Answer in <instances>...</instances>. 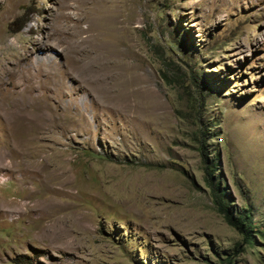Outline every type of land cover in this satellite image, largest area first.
<instances>
[{"label":"rangeland","instance_id":"374dc122","mask_svg":"<svg viewBox=\"0 0 264 264\" xmlns=\"http://www.w3.org/2000/svg\"><path fill=\"white\" fill-rule=\"evenodd\" d=\"M229 258L264 264V0H0V264Z\"/></svg>","mask_w":264,"mask_h":264},{"label":"trees","instance_id":"16d2710c","mask_svg":"<svg viewBox=\"0 0 264 264\" xmlns=\"http://www.w3.org/2000/svg\"><path fill=\"white\" fill-rule=\"evenodd\" d=\"M217 189V190H216ZM213 196L215 197V204L217 205V209L220 213L225 215L227 223L234 227L240 233L247 232V219L249 218L246 214H241L238 217H234L230 207H228L225 202L222 200L223 194L218 187H215L213 190ZM227 264H231L230 258L227 261Z\"/></svg>","mask_w":264,"mask_h":264},{"label":"bare ground","instance_id":"6f19581e","mask_svg":"<svg viewBox=\"0 0 264 264\" xmlns=\"http://www.w3.org/2000/svg\"><path fill=\"white\" fill-rule=\"evenodd\" d=\"M97 54V53H96ZM103 56V55H102ZM92 62L90 64H87V68L88 70H98L96 73H98V75H100V80L103 82L102 83V89L104 90L105 92V95H109L110 92H111V88L110 86L107 84V78H108V74H110V72L108 73V69H107V66L105 64V61H103L102 59H100L98 56H92L90 57ZM81 61V59L79 60ZM112 74V73H111ZM115 93V92H114ZM113 95V94H112ZM110 96V95H109ZM111 98V97H110ZM125 102V101H124ZM121 103V102H120ZM36 104H34L35 106ZM20 117H23V116H20ZM14 118V122L16 121V123H18V120H17V112L14 114L13 116ZM45 120V119H44ZM40 122V121H39ZM25 122H21L20 124H24ZM35 123V122H34ZM32 124V125H35V124ZM41 124V123H40ZM42 125V124H41ZM38 127V126H37ZM41 127V126H40ZM43 127V126H42ZM21 133H25V131H22ZM20 134V133H19ZM27 134V133H25ZM24 134V135H25ZM28 135V134H27ZM28 137V136H27ZM22 138V137H20ZM25 138V137H24ZM45 203V202H44ZM43 203V204H44ZM48 203V202H47ZM46 203V204H47ZM51 203V202H50ZM46 206V205H45ZM44 207V206H43ZM60 207V206H59Z\"/></svg>","mask_w":264,"mask_h":264}]
</instances>
